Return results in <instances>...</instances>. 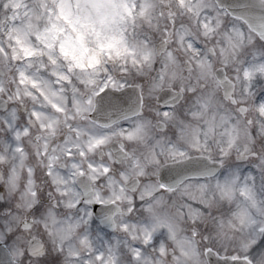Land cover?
Listing matches in <instances>:
<instances>
[{
  "label": "clouds",
  "instance_id": "1",
  "mask_svg": "<svg viewBox=\"0 0 264 264\" xmlns=\"http://www.w3.org/2000/svg\"><path fill=\"white\" fill-rule=\"evenodd\" d=\"M53 4L26 146L0 145V264H260L264 0ZM165 5L190 41L152 36Z\"/></svg>",
  "mask_w": 264,
  "mask_h": 264
},
{
  "label": "rangeland",
  "instance_id": "2",
  "mask_svg": "<svg viewBox=\"0 0 264 264\" xmlns=\"http://www.w3.org/2000/svg\"><path fill=\"white\" fill-rule=\"evenodd\" d=\"M73 0H55V4L67 3L71 4ZM153 0H146V3L151 4ZM197 0H191V5H195ZM190 5V6H191ZM60 10L53 4V0H4L0 3V38H6L9 43H3L0 39V96H4L6 92L17 87L20 91V79L31 77L35 79L33 73L35 65L28 64L33 57L23 54L25 41H33L39 35L41 30L51 28L57 24L56 13ZM71 11V10H69ZM61 20L67 24L70 21V16H62ZM151 23L156 24L159 28V36L156 31L152 32V36L160 39L167 35L171 30L173 39L171 43L175 44L181 37L185 41L191 39L190 36L184 35V29L190 28L191 24L186 17L175 10H172V15H169L167 5L165 11L160 13L158 18H155ZM6 33L11 35L5 36ZM187 37V38H186ZM20 42L17 44V42ZM13 45L19 49V54H14ZM185 47H188L185 43ZM196 47H203L200 43H196ZM182 52V50L178 49ZM184 57L180 55V59ZM179 72L180 69H177ZM19 72L24 73V77H19ZM183 75H187L186 71H182ZM25 82H27L25 80ZM4 114L0 112V118L3 119ZM2 119H0V128H2Z\"/></svg>",
  "mask_w": 264,
  "mask_h": 264
},
{
  "label": "flooded vegetation",
  "instance_id": "3",
  "mask_svg": "<svg viewBox=\"0 0 264 264\" xmlns=\"http://www.w3.org/2000/svg\"><path fill=\"white\" fill-rule=\"evenodd\" d=\"M28 82H24L20 86V91L18 90V86L14 87L13 90L6 92L4 96H1L5 103V112L2 119V128H6V126L10 125V129H6L5 132L0 133V145L3 144L4 141L9 142V151L13 149V145L16 146V148H19L21 151L24 150V147L26 144L23 142L24 138L21 137V143L17 144L15 136H13L12 132H23L24 127L27 124V116L29 114V109L27 107V103L29 102V98L27 95H25L24 89ZM17 93H19L20 99H9V97H14ZM5 117H7V123H5ZM2 147H0V151H2ZM105 160H107V156L104 157ZM3 185H0V192H3ZM10 205L3 200H0V211H3L6 207H9ZM2 227V225H0ZM10 238V237H9Z\"/></svg>",
  "mask_w": 264,
  "mask_h": 264
},
{
  "label": "snow or ice",
  "instance_id": "4",
  "mask_svg": "<svg viewBox=\"0 0 264 264\" xmlns=\"http://www.w3.org/2000/svg\"><path fill=\"white\" fill-rule=\"evenodd\" d=\"M103 2H104V0H86V3H90V4H93V5H97V6H99V5L102 4ZM186 38H187V37H186ZM189 41H190V39H189ZM189 47H192L191 42H189ZM17 75H18L19 77H24V73H23V72H19ZM25 78H26V77H24L23 79H20V80H19V83H20V84H24V82H25ZM33 83H35V79H33ZM9 99H20L19 93H17L14 97H9ZM32 114H33V115L35 114V113H34V110H33V113H32ZM5 123H7V117H5ZM12 147H13V148H16L15 145H13ZM124 151L129 152L130 150H129L127 147H124ZM135 159H136V157H135L134 152H131L129 162H131L132 160H135ZM108 171H109V169L106 167V168H105V172H108ZM226 194H227V190H226ZM193 211L195 212L196 210H193ZM7 230H8V231H11V228L9 227ZM97 258H98V259H103V257H101L99 253H97ZM260 264H264V257L261 258V260H260Z\"/></svg>",
  "mask_w": 264,
  "mask_h": 264
},
{
  "label": "water",
  "instance_id": "5",
  "mask_svg": "<svg viewBox=\"0 0 264 264\" xmlns=\"http://www.w3.org/2000/svg\"><path fill=\"white\" fill-rule=\"evenodd\" d=\"M2 101H0V109H3V106H2V103H1Z\"/></svg>",
  "mask_w": 264,
  "mask_h": 264
}]
</instances>
